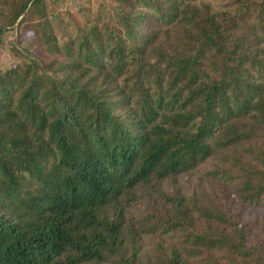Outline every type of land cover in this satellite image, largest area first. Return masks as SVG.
I'll return each instance as SVG.
<instances>
[{
    "label": "trees",
    "instance_id": "16d2710c",
    "mask_svg": "<svg viewBox=\"0 0 264 264\" xmlns=\"http://www.w3.org/2000/svg\"><path fill=\"white\" fill-rule=\"evenodd\" d=\"M21 30L41 37L0 68V264H135L136 233L173 241L153 264H264L242 224L264 211V0H0V48ZM212 162L213 197L125 224Z\"/></svg>",
    "mask_w": 264,
    "mask_h": 264
},
{
    "label": "rangeland",
    "instance_id": "374dc122",
    "mask_svg": "<svg viewBox=\"0 0 264 264\" xmlns=\"http://www.w3.org/2000/svg\"><path fill=\"white\" fill-rule=\"evenodd\" d=\"M90 4H95L96 0H89ZM29 35V36H28ZM35 39L41 37L37 32H31L27 34L24 30L20 32H9L4 40V46L0 48V68L7 70L13 65L20 64V57L15 53H12L11 46L15 50H21L25 46V41L29 39ZM262 144L258 146H262ZM220 163V164H219ZM218 164L223 166L221 162ZM215 162L208 163L199 168L198 172L193 175L177 179L175 181L166 182L161 184L156 191L141 190L134 197V201L130 204L126 210L125 224L137 231L138 223L149 215L163 214V196L175 197V196H191L195 193H203L209 198L213 197V192L216 191L214 183L208 180L205 176L206 172L213 170ZM263 224L264 225V211L254 208H248L243 213L242 224ZM136 236H128V248L123 253V261H131L136 256L135 264H153V260L157 256L164 254V249L169 248L173 241L164 236H146L141 238L139 234ZM255 235V234H254ZM259 237H255V241ZM108 264H118L117 262H110ZM121 264V263H120Z\"/></svg>",
    "mask_w": 264,
    "mask_h": 264
}]
</instances>
